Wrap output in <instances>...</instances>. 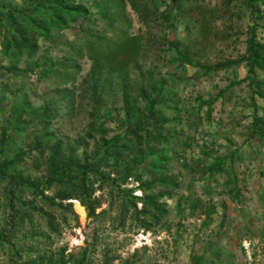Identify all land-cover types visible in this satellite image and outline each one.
Masks as SVG:
<instances>
[{"label":"rangeland","instance_id":"obj_1","mask_svg":"<svg viewBox=\"0 0 264 264\" xmlns=\"http://www.w3.org/2000/svg\"><path fill=\"white\" fill-rule=\"evenodd\" d=\"M41 1L0 0L13 17L7 27L0 14V164L15 160L8 170L25 182L10 188L0 177V264H228L216 263L212 216L177 215L158 179L175 166L166 144L207 104L197 101L204 72L181 58L213 65L243 55L249 26L264 38V0H65L86 10L65 25L48 22ZM14 24L33 50L15 34L4 49ZM94 158L86 185L70 165L45 182L50 167Z\"/></svg>","mask_w":264,"mask_h":264},{"label":"crops","instance_id":"obj_2","mask_svg":"<svg viewBox=\"0 0 264 264\" xmlns=\"http://www.w3.org/2000/svg\"><path fill=\"white\" fill-rule=\"evenodd\" d=\"M195 78L197 101L207 104L183 118L190 132L166 144L175 213L212 216L216 263L232 264L226 257L235 254L244 264H264V68L239 59Z\"/></svg>","mask_w":264,"mask_h":264},{"label":"trees","instance_id":"obj_3","mask_svg":"<svg viewBox=\"0 0 264 264\" xmlns=\"http://www.w3.org/2000/svg\"><path fill=\"white\" fill-rule=\"evenodd\" d=\"M246 1H247V3L248 2L250 3V0H246ZM37 7L38 8H41V7L46 8L47 13H49L50 17H52V20H48V22L55 21V22L62 24V25L66 24V21L64 19L65 16L69 15L70 19H72V18L76 17L77 14L82 15L86 11L82 6H76L75 7L73 5L66 4L65 0H44V1L39 2ZM251 8H253V6ZM261 10H263V9H261ZM261 10L259 11V9L257 7H254V13H255L256 18L262 17L261 16V13H262ZM258 13H260V16ZM0 14L4 15L3 18L6 20L7 27H9L8 26L9 23L13 21L12 15L6 11H3V10H0ZM7 27L4 30V46H5L4 49L8 46L10 38H12L13 40L15 39L13 34L18 35L19 41L22 45L29 47L31 50H33L36 47L34 43H30L29 41H27L22 36L23 31H24V28L22 26L19 27L16 24H14L13 28H10V30ZM254 27H255V24L253 26L252 25L249 26V30H248L249 35H247V38L245 40V43H246L245 51H244L243 55H240V58H236L234 60H229V59L224 60L223 62H218V63H215L213 65H203V64L202 65L201 64L195 65V63L193 64L187 57H182L181 58V60H183L182 63H184L186 65H190V66H197L203 72H207L208 70H210L212 68H219V67H223V66H228L230 64L237 63L239 61V59L240 60L244 59L251 65H254L258 68H264V41H260V39L255 38ZM262 84L264 85V81L262 82ZM151 120L155 121L156 119L151 118ZM163 123H164V119L159 118L158 125L160 127V134L158 133V141L167 143V140L169 138L168 132H164L163 135L161 133V129H163L162 128ZM134 136L138 137V136H136V134H134ZM157 153H158L157 155H158V159H159L158 164L161 167L166 166V163L168 162L167 158H165L161 154V150H159V152H157ZM14 161L15 160L4 158L3 164H0V177H2L4 179H10V181H11L10 188H12L13 185H25V182L23 180H18V177L16 176V174L14 173L13 170H11V169L8 170L10 165ZM62 165L63 166H55V167L49 168V171H48V174H47V177L45 180L46 183L49 184L52 181H55L59 177V175L63 172L64 167L67 165H70L72 173L80 175L82 184L86 185L85 184V178H86L87 173H89L90 175H95L94 172L98 169L99 161L96 160V158H94L90 162H86L83 165H80V164H77V162L68 159V160H66V163H63ZM105 174H107V173H105ZM171 181L174 182L172 180V178H168V177H166V179H164V178L158 179L159 184L166 187L164 192H160L159 196H163L166 198L168 196H170V192L173 189L172 186H171V188L169 186L171 184ZM61 198L66 199V198H70V197H69L68 193H63L61 195ZM14 199L15 198L11 194L10 199H9L10 207H13V200ZM81 202L87 208L88 215H91L93 207H94L91 204V202L87 199L86 200L82 199ZM18 203L21 204L22 202L19 201ZM146 203H149L153 208L158 207L153 202V198L146 197ZM142 212H145L144 207L142 208ZM160 212L165 213L164 210L162 211V209L161 210L158 209V213H160ZM143 227H147L146 222H143Z\"/></svg>","mask_w":264,"mask_h":264},{"label":"bare ground","instance_id":"obj_4","mask_svg":"<svg viewBox=\"0 0 264 264\" xmlns=\"http://www.w3.org/2000/svg\"><path fill=\"white\" fill-rule=\"evenodd\" d=\"M74 208L76 210V212L83 217V210H82V207L76 202L74 204Z\"/></svg>","mask_w":264,"mask_h":264}]
</instances>
